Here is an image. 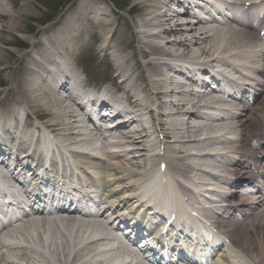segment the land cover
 I'll list each match as a JSON object with an SVG mask.
<instances>
[{"label": "bare ground", "instance_id": "bare-ground-1", "mask_svg": "<svg viewBox=\"0 0 264 264\" xmlns=\"http://www.w3.org/2000/svg\"><path fill=\"white\" fill-rule=\"evenodd\" d=\"M180 1L130 0L131 4L127 11L135 10L131 17L132 24H129L122 15L114 14L103 0L78 1L73 9L62 18L60 24L45 27L42 30V36L36 40L29 37V43L37 56L31 57L30 60L27 59L13 70V87H10L9 93L17 96L13 106L27 105L33 112L44 115L48 119L45 123L51 126L52 130L58 131L57 133L63 137H66V134L75 136L80 142L81 133L79 131L82 130L74 122L77 109L81 108L76 109L70 106L66 109L62 102L65 97L71 99L72 91L82 83L70 58L75 52L85 48L84 53L93 55L96 59L100 58L106 63L107 75L114 83V87H110L109 90L114 96L138 106L137 100L131 101L128 94L142 93L146 101V110L151 113L153 109H159L157 116H161L162 108L167 106L163 97L171 98L169 100L171 105L168 107L170 108L169 116H172L170 121H174L172 119L174 114L180 116L173 128L178 129L182 135L173 133L176 140L167 142L165 154L158 155L155 161H149V170L153 171L158 160L165 161L167 167L165 173L174 179L179 178L181 180L177 181L179 189L187 192V183L200 177L202 172L201 158L204 155L200 149L204 144L199 131L205 129L206 132L213 134L211 143L204 147L215 150L210 155L212 160L208 162V165L217 168L214 160L217 152L212 143L216 137L214 133L223 125L217 123L219 120L214 119L207 120L205 127L197 125L196 119L200 118L197 115L200 114L201 108L197 102L200 96L193 94L191 88L187 91L184 87L189 84L194 85L191 81L194 80V75L197 72L201 74L200 71L212 65L222 67L225 72L230 71L229 68L239 69L241 66L248 71L254 70L257 68L255 53L258 54L259 51L257 49L258 38L245 29L227 27L229 29L220 34L215 31L210 32L205 27L198 28L197 21L186 25L181 24L180 19L184 17V14L173 9V6L181 5ZM233 1L244 5L255 0ZM31 3V0H0V62L5 52L10 53L5 46L17 41L13 40L12 36L31 28L23 25L24 20L36 15L30 11L38 10L36 5L31 9ZM242 15L245 23L248 18L254 20L249 8L246 12H242ZM254 21L257 26L262 24L258 19ZM85 26L90 27L88 34V37L92 39L90 41L85 37L86 32L77 33L79 28ZM36 35L37 33H34L32 37ZM137 54L143 61L136 59ZM58 60H61L63 64L61 67L70 72L69 78L60 72ZM176 61L182 63L188 70L186 80L182 79L181 82H175L171 75L175 71ZM262 61L258 76H253L251 79L254 92L245 91V94H249L253 100V104L250 105L251 99L246 97L228 104L230 109L235 108L238 113L234 120L225 125L228 132L237 136L236 140L222 142V147L227 150L226 158L221 166L226 175L223 178L225 182L238 181V176H245L247 170H250L248 174L253 179L264 173V56ZM6 68L8 69L9 66L1 67L0 72ZM59 72L62 80L55 86V75ZM183 75L186 76V74ZM119 77H121L120 84L116 85L115 81ZM187 81L191 82L187 83ZM190 96L192 98H189ZM195 98L197 101H194ZM212 101L211 97L206 99L208 104ZM220 103L223 104L221 101ZM13 106L0 108V117L15 119ZM202 107H206V104ZM189 110L193 116H196L190 123L191 117L185 116ZM255 114L257 115L254 117ZM160 121L158 120L156 125L151 123L145 128L136 127V131H133L134 135L129 131L130 125L120 126V136L126 143L135 145L134 149L126 151L132 159L131 164L135 162L134 155L137 156L136 153L133 155V152L138 151L142 164L148 165L144 155L146 145L142 140V134L148 137L152 130L160 128L158 138L160 135L163 138L168 137L167 132L170 126L167 125L168 122L162 124ZM132 123L135 124V120ZM95 129L102 133L100 127L97 126ZM140 130H148V132L145 134ZM183 131H190V134L185 136L186 132ZM103 137L106 139L107 135ZM252 138L255 142L250 141ZM88 139L91 145L95 144L92 139L87 138L86 140ZM162 141L160 140L159 143L164 144ZM175 149L178 150L175 151ZM189 149L192 150L190 154L180 152V150L188 151ZM117 157V155L111 157L110 161L113 162L102 165L99 172L107 176L106 181L113 179V183L119 185L124 175L120 171L123 168L122 164L114 159ZM133 167L138 168L139 165ZM253 170H256L257 174H254ZM256 181H260V178ZM229 201L230 206L220 222L222 233L228 238L230 246L233 248L235 246L242 254L233 253L231 248L229 252H225L216 259V264H235L232 258L238 259L242 264H264V198L259 199L257 196L252 197L248 194L240 196L233 193ZM235 210L239 213L235 214ZM33 223L31 232L27 230L28 227L26 228L25 224L4 231L3 234L10 239H25L24 241L34 248L6 246L2 244L0 236V264H22V261L25 262L24 264H77L91 248L79 246L80 236L85 235V228L77 224L73 217L60 218L52 222L55 229L59 231L63 227L69 229L70 236H61V241H58L54 231H51L49 240L45 241V235L41 233L40 226L36 221ZM212 223L216 224L215 221ZM92 227L100 232L105 230L100 222L93 224ZM9 249L18 251L9 252L7 251ZM33 254L36 255L35 259H33ZM70 254H72L71 257ZM13 259H17V262L13 263ZM80 264L83 262L81 261Z\"/></svg>", "mask_w": 264, "mask_h": 264}, {"label": "rangeland", "instance_id": "rangeland-1", "mask_svg": "<svg viewBox=\"0 0 264 264\" xmlns=\"http://www.w3.org/2000/svg\"><path fill=\"white\" fill-rule=\"evenodd\" d=\"M75 1H78V0H74L73 3L66 5L62 9V11L53 20L43 24V23H41V19L46 18V17L48 18L50 16V12L44 6V3L42 4V3L37 2V0H31L32 5L30 6V8L32 9L34 7V5H36L38 10L32 9L30 11V13L33 12V14H36L37 16L36 15L34 17L30 16L28 19L24 20L23 25L24 26L28 25L31 28H29L28 30H23L24 33H20V32L16 33L14 36H12V39L13 40L19 39L22 42V40H24L26 37L31 36V35L33 36L34 33H37L35 38H39L42 34V30L45 27L58 22L61 18H63L67 13H69L71 11V9L75 6ZM106 1L108 4V8H111L113 10V12H115V13H120L121 15H123L129 23L132 22V19H130L132 14L126 12L127 6L130 5L129 2L124 4L125 7L120 12H117L115 4L110 0H106ZM125 1L126 0H121V2H124V3H125ZM127 1H129V0H127ZM28 38H27V40H28ZM27 40L25 41V43H26L25 48H20L19 47L20 44H18L16 42H11L10 45L5 46L6 50L9 51L10 53L7 54V52H5L3 59L0 62V68L5 67L7 65L10 67L8 69L6 68L5 70L0 72V105L10 101V97H9L10 94L9 93L11 90L10 87L12 86L13 70L16 67H18L21 63H24L25 59L28 57L27 56L28 52L30 53V51L33 49L32 45L29 44V42ZM14 54H16V55H14Z\"/></svg>", "mask_w": 264, "mask_h": 264}]
</instances>
